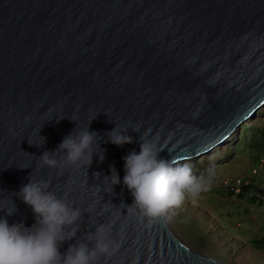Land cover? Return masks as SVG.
I'll return each instance as SVG.
<instances>
[{"label": "water", "instance_id": "obj_1", "mask_svg": "<svg viewBox=\"0 0 264 264\" xmlns=\"http://www.w3.org/2000/svg\"><path fill=\"white\" fill-rule=\"evenodd\" d=\"M262 107L264 0H0V208L30 175L47 182L84 212L77 238L111 224L120 247L100 264H221L166 219L130 214L123 184L109 193L93 173L102 179L114 166L122 181V157L139 152V135L157 140L163 158L198 159ZM114 123L139 126L128 129L133 143L107 142ZM88 124L103 162L94 154L88 167L42 166L44 151ZM12 200L15 214L0 217L31 227V209Z\"/></svg>", "mask_w": 264, "mask_h": 264}, {"label": "clouds", "instance_id": "obj_2", "mask_svg": "<svg viewBox=\"0 0 264 264\" xmlns=\"http://www.w3.org/2000/svg\"><path fill=\"white\" fill-rule=\"evenodd\" d=\"M89 124L79 131L76 126L55 150L44 151L40 155L42 166L63 168L86 164L88 167L94 154L103 162L105 150L99 143L102 138L97 132L89 131ZM128 129L139 133V126L114 123L106 133L107 142L118 147L133 143ZM162 151L157 140L139 135V152L130 150L122 157V181L114 166L110 167V175L102 179L100 173H93L96 179L105 182L109 193L113 192V186L122 183L132 197L130 205L122 203L130 214L149 224L162 218L171 219L186 199H198L210 189L215 175L209 170L207 175L197 176L191 163L163 158ZM57 154H62L59 160ZM11 194V207L0 211L5 216L15 214L14 195L31 209L34 223L26 227L23 222L9 224L5 217H0V264H100L102 257L110 258L120 247V242L112 237L110 223H97L94 231L77 238L84 212L66 196L50 191L47 182L33 181L30 175L29 182ZM71 240L75 242L62 252L63 244Z\"/></svg>", "mask_w": 264, "mask_h": 264}, {"label": "rangeland", "instance_id": "obj_3", "mask_svg": "<svg viewBox=\"0 0 264 264\" xmlns=\"http://www.w3.org/2000/svg\"><path fill=\"white\" fill-rule=\"evenodd\" d=\"M241 128L222 147L188 161L197 176L212 170V185L166 221L189 248L221 264H264V249L252 244L264 239V146L247 144L249 137L264 138V107ZM240 179L248 183L240 197L221 186Z\"/></svg>", "mask_w": 264, "mask_h": 264}, {"label": "trees", "instance_id": "obj_4", "mask_svg": "<svg viewBox=\"0 0 264 264\" xmlns=\"http://www.w3.org/2000/svg\"><path fill=\"white\" fill-rule=\"evenodd\" d=\"M242 127V126H241ZM242 129V128H241ZM245 141L246 140H244V143H245ZM252 141V142H251ZM256 143V149L258 150V151H260V149H261V146L263 145L264 146V138L262 139V141H260V139L258 140L255 136L254 137H249V138H247V144H248V146H253V144H255ZM238 146H239V143H238ZM245 189H246V187H244L243 189H242V192L241 193H243L244 191H245ZM233 195V194H232ZM241 195H239V197H240ZM238 197V196H237ZM252 244H253V246L254 247H256L257 249H260V250H263L264 249V239H259V240H254V241H252Z\"/></svg>", "mask_w": 264, "mask_h": 264}, {"label": "built area", "instance_id": "obj_5", "mask_svg": "<svg viewBox=\"0 0 264 264\" xmlns=\"http://www.w3.org/2000/svg\"><path fill=\"white\" fill-rule=\"evenodd\" d=\"M246 184L248 185L246 181L240 179V180H236L235 182H229V181L223 182V185L221 184V186L227 188L228 191H230L229 193L239 196V193L242 192V189L244 187H247Z\"/></svg>", "mask_w": 264, "mask_h": 264}]
</instances>
